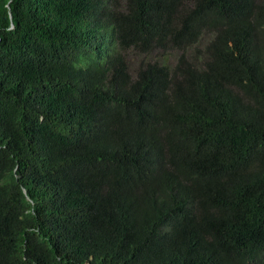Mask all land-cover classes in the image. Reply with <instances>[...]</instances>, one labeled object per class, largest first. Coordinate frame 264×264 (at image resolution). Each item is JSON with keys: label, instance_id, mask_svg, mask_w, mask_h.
<instances>
[{"label": "trees", "instance_id": "obj_1", "mask_svg": "<svg viewBox=\"0 0 264 264\" xmlns=\"http://www.w3.org/2000/svg\"><path fill=\"white\" fill-rule=\"evenodd\" d=\"M0 264H264V0H0Z\"/></svg>", "mask_w": 264, "mask_h": 264}, {"label": "rangeland", "instance_id": "obj_2", "mask_svg": "<svg viewBox=\"0 0 264 264\" xmlns=\"http://www.w3.org/2000/svg\"><path fill=\"white\" fill-rule=\"evenodd\" d=\"M204 38L205 37H203L199 41V43L196 45V48H195V49H197V55L194 56L195 60H193V63L196 65H199V66H200L202 59H203V57L201 56V53H202V48L205 45ZM191 49L192 48L187 49L183 52L186 55V57H189V56H191V54H193ZM138 54L139 53H135L134 51H131V50H128L124 54L130 70H134L139 62H141V63L147 62V61L152 62L154 60H156V61L163 60L168 66H173L175 61H176V58L178 57V55L180 53H178V51H176L174 49H169V50H165L164 52H160L158 50H155V51L153 50L150 53L146 54L145 56L142 54L141 55H138Z\"/></svg>", "mask_w": 264, "mask_h": 264}]
</instances>
